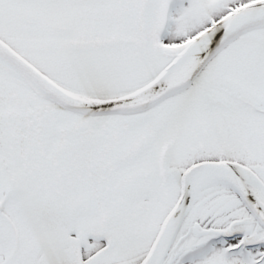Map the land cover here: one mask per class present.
<instances>
[{
  "label": "snow or ice",
  "instance_id": "obj_1",
  "mask_svg": "<svg viewBox=\"0 0 264 264\" xmlns=\"http://www.w3.org/2000/svg\"><path fill=\"white\" fill-rule=\"evenodd\" d=\"M0 264H264V0H0Z\"/></svg>",
  "mask_w": 264,
  "mask_h": 264
}]
</instances>
